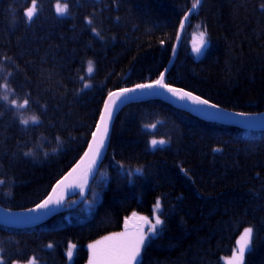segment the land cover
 Wrapping results in <instances>:
<instances>
[{
  "label": "trees",
  "instance_id": "1",
  "mask_svg": "<svg viewBox=\"0 0 264 264\" xmlns=\"http://www.w3.org/2000/svg\"><path fill=\"white\" fill-rule=\"evenodd\" d=\"M56 2L37 0L28 22L31 0H0V95L9 96L0 100L3 209L27 211L47 199L87 151L109 94L153 83L161 73L169 86L227 110L264 112V0H203L193 14L194 0H68L64 17ZM198 29L211 40L195 60L186 44ZM13 99L29 103L14 108ZM33 115L40 123H20ZM152 139L169 143L152 149ZM83 196L38 226H0L4 264H67L71 243L73 264H88L90 243L139 228L136 215L151 217L158 199L164 225L140 264H224L246 228L253 237L244 264H264V133L224 128L162 101L130 104L115 120L87 197L74 208Z\"/></svg>",
  "mask_w": 264,
  "mask_h": 264
},
{
  "label": "snow or ice",
  "instance_id": "2",
  "mask_svg": "<svg viewBox=\"0 0 264 264\" xmlns=\"http://www.w3.org/2000/svg\"><path fill=\"white\" fill-rule=\"evenodd\" d=\"M201 0H194L192 3L191 9L189 10V14L194 13L199 7ZM261 10L264 11V5L261 6ZM37 12V0H31V7L27 8L25 15L27 17L28 22H31L34 15ZM55 12L57 16H65L69 12V4L68 0H64L61 3V0H57L55 4ZM189 14H185L183 19L179 21V29L181 31L184 30L186 22L189 19ZM86 24L88 26H92L93 21L91 19L86 20ZM197 28H200V25H197ZM91 31L97 36H100V33L96 30L95 27H91ZM179 39V36L177 37ZM208 44L207 40V31H201L199 33V43L194 44L193 52L197 55L201 53L202 48H205ZM173 55L175 54V49L172 50ZM93 62L88 61V74L91 75L93 73ZM83 79V77H82ZM90 85L87 83L84 84V88H88ZM5 92L8 91V85L5 83L2 85ZM155 88L164 89L168 93L176 96L180 100H189L192 103L197 105H203L208 108L218 109L216 104L210 103L207 99H201L199 96H194L191 92H186L179 88H174L169 86L164 80V74L161 73L160 78L154 81L153 83L147 84H138L135 88H124L119 92H114L109 94V99L105 102L104 112L101 114L100 123L96 127V131L92 133L93 141L89 144V151L85 153V158L89 157L91 154V159L89 160L87 174L91 175L97 160L101 156V149L104 147V140L107 135V122L111 120L113 109L117 106L116 100L113 97H116L117 100H123L130 98V94H133L137 91L144 90H152ZM0 100L5 102H9V96L7 94L0 95ZM29 101L27 99L24 100L23 104H17L16 100H11L10 104L14 108H25L27 107ZM238 116H245V113H236ZM38 124L40 123L37 116L33 115L28 118H22L20 123L27 126L29 123ZM160 122L158 121L157 124ZM152 128H156V124L152 125ZM151 148L156 149L159 145L163 148L169 141L164 139H152L151 140ZM219 151V149H216ZM26 156L31 155L30 152L25 153ZM84 164V159L81 160L79 164L76 165L75 168L72 169L71 172L68 173L63 179L57 182L53 192L56 189H59L62 185L65 188L69 187H79L81 189V193L83 192L82 184H65L66 181L69 180V177H72L74 173ZM137 172H141L140 169L136 170ZM131 175V173H129ZM87 176L84 177V182H86ZM4 183L3 180H0V184ZM56 206H59L61 201L59 199L56 200ZM52 206V196H49L42 203L38 204L36 208L29 209V211H46ZM162 215V205L161 201L158 199L155 202V207L153 209V217L154 223L148 219V217L141 216L139 217L145 224L149 225L148 231L145 232L142 228L139 229L136 233H117L114 236L105 237L104 241H97L94 245H89V248L93 251V260L90 261V264H140L139 257L141 255V251L144 249L146 242H148L151 238L159 235L161 230V226L164 225V220L161 219ZM135 217V213H133ZM252 228H246L244 230L243 235L240 237V240L237 241L238 249L233 252L231 259L228 260L227 264H244V258L246 251H250V243L252 237ZM106 241H111L112 243H105ZM49 248L52 247L51 244L48 245ZM69 256L72 255L71 252L68 253ZM0 264H4L3 259H0Z\"/></svg>",
  "mask_w": 264,
  "mask_h": 264
},
{
  "label": "water",
  "instance_id": "3",
  "mask_svg": "<svg viewBox=\"0 0 264 264\" xmlns=\"http://www.w3.org/2000/svg\"><path fill=\"white\" fill-rule=\"evenodd\" d=\"M199 7L197 8V10L199 9ZM182 32L183 31L179 29L178 44ZM108 99L109 96L107 97L105 102H107ZM113 99L116 100L117 106L113 109L111 120L107 122L108 128H107V135L104 140V147L101 149V156L97 160L96 166L92 174L91 175L87 174V169H88L89 160L91 159V154H89V157L87 158H85V154H84L83 157L80 159V161L77 163L79 164L81 160L84 159V164L81 165V167L77 170V172L74 173L72 177H69V180L65 182L66 185L67 184L83 185V190L85 191V194L78 204L83 203L84 199L88 195L89 186L98 175V172L101 168V165L105 159V156L109 148L115 120L117 119L119 113L130 104L142 103L147 101H162L174 107L175 109H178L189 115L202 119L206 122L221 124V125L229 124V126H233L245 131H253V132L264 129V113L246 114L245 116H238L236 115V113L239 112L227 110L222 107H219L218 105H217L218 109H212L203 105H197L187 99L180 100L176 96H173L164 89H160V88L137 91L133 94H130V98L123 99L122 101L117 100L116 97H113ZM103 112H104V106L102 109V113ZM99 123H100V119L98 124ZM92 141H93V137L91 139L90 144L92 143ZM88 151H89V147L86 152ZM85 176H87L86 182H84ZM80 190L81 189L79 187L65 188L64 185H62L59 189H56L55 192H53L52 190V192L49 195L52 196V206L46 211L33 212L27 210V211L15 212V211H8L0 207V226L12 228V229L24 230L45 223L46 221L51 220L56 214H58L61 208L63 207V205ZM57 199L61 201L59 206H56L55 203Z\"/></svg>",
  "mask_w": 264,
  "mask_h": 264
},
{
  "label": "rangeland",
  "instance_id": "4",
  "mask_svg": "<svg viewBox=\"0 0 264 264\" xmlns=\"http://www.w3.org/2000/svg\"><path fill=\"white\" fill-rule=\"evenodd\" d=\"M63 2H64V0H61V3H63ZM55 13H56V12H55ZM66 15H67V14H66ZM66 15H65V16H66ZM58 17H61V16H58ZM63 17H64V16H63ZM196 36H197V37H194V36H193L194 38H192V39H193V41H192L193 44H198V43H199V35L196 34ZM207 47H208V44H207V46H206L205 48H202L201 53H200L199 55H197L195 52L192 51V55H193V57H194L196 60L201 59V58L204 56ZM192 49H193V46H192ZM87 68H88V65H87ZM87 68H86V69H87ZM93 69H95V68H94V65H93ZM86 73H87V77H91V76L94 74V70H93V73H92L91 75L88 74V71H87V70H86ZM86 83H87L88 85L91 86V83H90L89 80H87V81L85 82V84H86ZM90 86H89L88 88H86V89H89ZM158 146H159V145H158ZM159 200H160V199H159ZM160 201H161V200H160ZM161 205H162V204H161ZM154 207H155V205H154ZM154 207H153V209H154ZM139 217H141V216L136 215V220L140 223L139 228H136V229H130V230H124V231H121V232H118V233H122V232H124V233L132 234V233H136V232H137L139 229H141V228H142L145 232H147V231H148V228H149V225L145 224L142 220L139 219ZM160 218L162 219V216H161ZM148 219L154 223V217H153V214H152L151 217H148ZM161 227H162V226H161ZM243 233H244V232H243ZM243 233L241 234V236L243 235ZM115 234H117V233H113V234H110V235L104 236V237H102V238H100V239H98V240H96V241L90 243L89 245H94V244H96L97 241H104V238H105V237L114 236ZM241 236H240V237H241ZM240 237L238 238V240H240ZM252 237H253V232H252ZM252 237H251V241H252ZM238 240H237V241H238ZM148 242H149V241H148ZM148 242H146V244H147ZM105 243H112V242H111V241H106ZM89 245L87 246L88 251H89V254H90V259H89L88 264H90V261H92L93 258H94V257H93V251L89 248ZM145 247H146V245H145ZM145 247H144V249H145ZM144 249L141 251V255H140V257H139V262L141 261V258H142V254H143ZM237 249H238V245H237L236 250H237ZM250 249H251V243H250ZM236 250H235V251H236ZM69 252L72 253L71 256L68 255ZM248 252H249V251H246V253H245V257H246V255H247ZM75 254H76V246H75L74 244L71 243V244L68 245L67 250H66L67 264H73ZM231 257H232V256H231ZM231 257H228V258L223 259V263H224V264H227L228 260L231 259ZM244 261H245V258H244ZM14 264H38V263L36 262L35 259H31V260H29L28 262H24V263H14Z\"/></svg>",
  "mask_w": 264,
  "mask_h": 264
},
{
  "label": "bare ground",
  "instance_id": "5",
  "mask_svg": "<svg viewBox=\"0 0 264 264\" xmlns=\"http://www.w3.org/2000/svg\"><path fill=\"white\" fill-rule=\"evenodd\" d=\"M99 1V0H98ZM202 1L203 0H201V3H200V6H201V4H202ZM197 11V10H196ZM195 11V12H196ZM194 12V13H195ZM191 14H193V13H191ZM184 31V30H183ZM204 31V30H203ZM201 32V30H197L196 31V34L197 35H199V33ZM183 33V32H182ZM196 34H193V36L194 37H197L196 36ZM178 35H179V32H178ZM194 37H192V38H194ZM190 39L189 41H187V44H186V54H187V52H188V54L190 55V57L191 58H193V59H195L194 57H193V55H192V46H194V44L192 43V41H193V39ZM181 39H182V35H181V38H180V40H179V44H178V39H177V42H176V45H175V54L173 55V58L171 59V63H170V65H172V64H174L175 62H176V60H177V52H178V49H179V45H180V42H181ZM207 40H208V47H207V49L209 48V43H210V40H211V37L209 36V34H207ZM176 48H177V50H176ZM206 49V50H207ZM205 55V54H204ZM204 57V56H203ZM202 57V58H203ZM201 58V59H202ZM196 60V59H195ZM200 60V59H199ZM164 76H165V74H164ZM192 93V92H191ZM194 96H199L201 99H205L204 97H202V96H200V95H198V94H195V93H192ZM210 103H211V101L210 100H208ZM215 104V103H214ZM219 107H221V106H219ZM223 108V107H222ZM225 109V108H224ZM264 113V112H263ZM217 125H220V126H222V127H224V128H231V129H237V130H242V129H240V128H237V127H233V126H229V124H223V125H221V124H217ZM242 131H245V130H242ZM248 132H252V133H264V129H262V130H260V131H255V132H253V131H248ZM91 185H92V183H91ZM91 185L89 186V190H90V187H91ZM161 200V199H160ZM78 206H80L79 204H77V205H75L74 206V208H77ZM55 217V216H54ZM241 235V234H240ZM236 245H237V243H236Z\"/></svg>",
  "mask_w": 264,
  "mask_h": 264
}]
</instances>
